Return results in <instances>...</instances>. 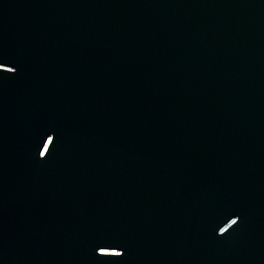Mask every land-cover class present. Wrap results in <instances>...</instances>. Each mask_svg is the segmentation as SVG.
<instances>
[{"label":"water","instance_id":"1","mask_svg":"<svg viewBox=\"0 0 264 264\" xmlns=\"http://www.w3.org/2000/svg\"><path fill=\"white\" fill-rule=\"evenodd\" d=\"M0 264H264V0H0Z\"/></svg>","mask_w":264,"mask_h":264}]
</instances>
